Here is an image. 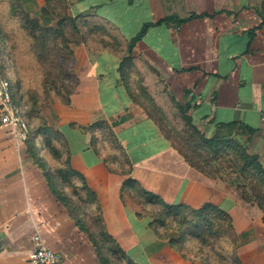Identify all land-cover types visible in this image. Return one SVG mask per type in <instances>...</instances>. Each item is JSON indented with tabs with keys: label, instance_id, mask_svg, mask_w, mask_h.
Masks as SVG:
<instances>
[{
	"label": "crops",
	"instance_id": "1",
	"mask_svg": "<svg viewBox=\"0 0 264 264\" xmlns=\"http://www.w3.org/2000/svg\"><path fill=\"white\" fill-rule=\"evenodd\" d=\"M66 3L71 17H82L90 30L93 26L101 29L85 34V43L71 46L77 83L68 105L53 99L46 123L62 132L71 168L96 195L105 230L124 252L114 264L128 260L135 264H201L183 259L167 240L159 239L148 225L150 217H137L128 202L130 196L121 192L128 177L167 204L199 208L212 203L230 213L239 242L244 241L239 252L249 257L244 263L264 264L261 210L242 202L230 185L191 167L138 98V89H144L174 125L171 118L178 114L176 105L187 104V114L207 136L218 123H236L237 138L264 169V123L260 120L264 109V0ZM21 4L26 11H35L44 0H21ZM166 17L183 22H161ZM147 24L132 49L130 64L120 72L129 41ZM11 91L21 103L18 85ZM98 121L109 125L128 156L129 176L114 171L113 166L109 169L107 150L92 143L93 134L76 128ZM26 141H21L16 128L0 127V264H30L35 232L60 264H100L89 234L75 225L48 187L47 176H53V169L45 146L40 142L46 157L38 155L39 163ZM56 184L61 186L57 180ZM88 210L94 214V206ZM106 255L113 261L112 255Z\"/></svg>",
	"mask_w": 264,
	"mask_h": 264
},
{
	"label": "trees",
	"instance_id": "2",
	"mask_svg": "<svg viewBox=\"0 0 264 264\" xmlns=\"http://www.w3.org/2000/svg\"><path fill=\"white\" fill-rule=\"evenodd\" d=\"M0 4L2 5L0 34L9 39V51L8 49L7 51L14 71H17L16 84L21 94V103L25 107L22 116L30 129L27 146L36 159V147L32 137L43 143L53 169V178L51 174L50 177L47 176L51 193L65 208L75 225L89 234L96 247L99 263H117L124 257V252L105 230L96 195L88 187L84 177L71 168L70 151L62 132L48 125L37 129L34 127L35 121L40 118L41 99L50 92L56 89L55 92L61 97L62 102L69 104V97L77 83L76 77L71 73L73 62L71 46L86 42L83 28L87 24L83 22L82 17H71L68 14L66 0H44V6L40 9V13L44 16H52L56 19L55 26H44L37 18L28 15L21 0H0ZM2 20H5V25ZM174 20L178 24L183 22L173 17H166L161 22ZM148 26V24L143 26L141 31L129 41L127 55L120 62V72H125L127 65L130 64L132 49ZM100 29L97 26L91 28L92 31ZM1 64L2 46L0 45ZM3 74L4 71L0 69V76ZM2 77L5 78L4 75ZM34 77L40 80L37 86L33 81ZM67 80L75 81V85L67 87L66 82H69ZM138 98L141 101L139 104L157 124L164 137L191 167L212 179L223 180L233 175L240 176L246 182V185L238 186L242 199L257 205L263 213L264 223V169L258 157L248 153L245 142L237 138L236 123H218L213 134L207 136L197 128L191 116L187 114L189 110L187 104L176 105L180 123L178 127L153 103L144 89H138ZM70 126L75 127L74 124ZM76 128L82 133L93 134L92 143L107 150L109 154L105 164L109 169L108 161L118 163L120 167L124 164L123 168L113 170L129 176L131 164L128 156L106 122L98 121L87 127L76 126ZM60 139L64 143L63 147H58L55 143ZM62 157H64L60 163L62 167L55 166L54 160ZM54 179L59 181L61 186H58ZM121 192L122 195L127 193L131 198H136L144 205L156 209L155 215L148 223L149 227L159 239L167 240L169 246L183 259L197 261L187 257L183 252L185 244L192 242L193 248L197 247L195 249L200 255L198 259L202 264L212 259L216 260V264H242L232 247L236 242L232 217L220 207L212 203H205L199 208H191L186 204H167L130 177L124 180ZM89 206H94V214L88 210ZM85 216L89 217L88 222ZM137 217L141 215L137 213ZM158 228H166L167 231L175 229L177 237L169 238ZM227 238V245L224 246L222 241ZM107 253L113 256V261H110ZM127 264L135 263L128 260Z\"/></svg>",
	"mask_w": 264,
	"mask_h": 264
},
{
	"label": "rangeland",
	"instance_id": "3",
	"mask_svg": "<svg viewBox=\"0 0 264 264\" xmlns=\"http://www.w3.org/2000/svg\"><path fill=\"white\" fill-rule=\"evenodd\" d=\"M1 7H2V5L0 4V8ZM40 9L35 10V11H28L27 14L32 16V17L37 18L40 21V23L43 24L44 26H55L56 19H54L52 16H47V15L44 16L43 14L40 13ZM2 23L5 25V20H2ZM7 27H9V26H7ZM83 31H84L83 32L84 35L85 34H90L89 33L90 27L84 28ZM0 43H1L0 45L2 46V64L0 65V69H2V71H4L3 75L5 76V78L8 77V78L14 80V82H12L11 80H9L7 78L12 83L11 84V88H12L13 85L14 86L16 85V80L18 79V75H17V71H14L12 63L10 62V59H9V54H8V51H9V49H8V47H9V39H8V37H5V35H1L0 34ZM7 49H8V51H7ZM72 69H73V62H72V66H71V71H72ZM71 73L73 74L74 72L72 71ZM13 75H15V79H14ZM33 81L35 83V86H37L40 83V80L37 77H34ZM67 81H69V82H66V86L67 87H71L72 85L73 86L75 85V81H73V80H67ZM55 90L50 92L49 94H47L45 98L41 99L40 118L35 121L36 122V124H34L35 129H37V127H41L43 125H47V123H46L47 120L46 119H47L48 116L52 115V113L49 112V109H50V107L52 105L53 99L62 102L61 97H59L56 94ZM62 94H63L64 97L66 96L65 91H63ZM11 97H12L13 102L16 105H20L21 104L20 101L17 98L16 99L14 98L15 95L13 94L12 91H11ZM20 106L22 107L23 104L20 105ZM46 115H48V116L46 117ZM178 117H179L178 115H176V116L174 115L173 118H171V120H173V122L177 126H180ZM32 142L34 143V145L36 147L37 157H39L38 155H40V154L42 156L44 155V157H46L47 151L45 149L46 153L44 152V147H42V145L40 144V141L38 139L32 137ZM55 143H56V145L58 147H63V145H64V143H63V141L61 139L58 140V142H55ZM106 158L108 159V153L106 155ZM40 159L43 160L41 157H40ZM63 159H64V157H62V159H59V160H54L53 164L55 166H57V167L58 166L62 167V165L60 163L62 162ZM108 163L111 164L110 167L113 166L112 168H114V169L115 168L116 169L123 168V166H124V164H123L120 167V165L118 163H115V162H109L108 161ZM221 181H223L226 184L230 185V187L235 191L237 196L239 195L241 197V190L238 188V186H241V185L244 186V185H246V182L243 179H241L240 176H238V175L234 176L233 175L232 177H227V178H225V179H223ZM128 199H129L128 202L130 203L131 207H133L134 210L137 213H139L141 216L150 217L151 220H152V216L155 215L156 209H154L151 206L144 205L141 201H139L136 198L128 197ZM241 201L246 203V204H248V205L251 204V205H255L257 207V205L255 203H249V202L243 200L242 197H241ZM158 229H159V231L161 233H163L164 235L168 236L169 238L175 239L177 237V232L175 231V229L174 230H169V231H167L166 228H158ZM226 240H228V238L224 239L222 241L224 246L227 245ZM241 243H244V241H240L239 242V237H238V235L236 233V242H235V244L232 247L234 248V250H236L235 253H236L237 258L241 261L242 264H245L244 262L247 261L249 259V257H248V255H245V256L243 255L242 256L241 253L239 252V247H243L241 245ZM185 245L186 246H185L183 252L187 255V257L196 259L198 262H200V260L198 259L200 255L198 254V251L195 249L197 247L193 248L194 244H192V242H188ZM208 261H211V260H207V262L205 264H216V260L215 259H212L213 262L211 261L210 263H208ZM200 263L202 264V262H200Z\"/></svg>",
	"mask_w": 264,
	"mask_h": 264
},
{
	"label": "built area",
	"instance_id": "4",
	"mask_svg": "<svg viewBox=\"0 0 264 264\" xmlns=\"http://www.w3.org/2000/svg\"><path fill=\"white\" fill-rule=\"evenodd\" d=\"M24 109L25 107L21 109L13 102L9 80L0 76V127L12 126L16 128L21 141L27 140L30 130L22 116ZM260 120L264 123V109L260 113ZM31 244L33 252L29 259L30 264H60L57 255L45 246L39 233H33Z\"/></svg>",
	"mask_w": 264,
	"mask_h": 264
}]
</instances>
